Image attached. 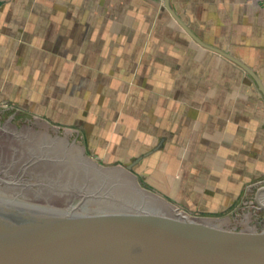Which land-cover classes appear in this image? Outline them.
I'll return each mask as SVG.
<instances>
[{
	"label": "crops",
	"instance_id": "1",
	"mask_svg": "<svg viewBox=\"0 0 264 264\" xmlns=\"http://www.w3.org/2000/svg\"><path fill=\"white\" fill-rule=\"evenodd\" d=\"M170 8L264 85V0ZM0 102L69 108L55 122L85 152L128 166L144 158L134 167L143 182L197 219L217 220L264 182L263 95L164 1L0 0Z\"/></svg>",
	"mask_w": 264,
	"mask_h": 264
},
{
	"label": "water",
	"instance_id": "2",
	"mask_svg": "<svg viewBox=\"0 0 264 264\" xmlns=\"http://www.w3.org/2000/svg\"><path fill=\"white\" fill-rule=\"evenodd\" d=\"M264 97L260 78L232 55ZM0 111V264H264V182L247 188L224 219L189 218L141 190L126 170L103 169L38 123L14 126ZM75 133V132H70ZM149 156V155H148Z\"/></svg>",
	"mask_w": 264,
	"mask_h": 264
},
{
	"label": "rangeland",
	"instance_id": "3",
	"mask_svg": "<svg viewBox=\"0 0 264 264\" xmlns=\"http://www.w3.org/2000/svg\"><path fill=\"white\" fill-rule=\"evenodd\" d=\"M157 1L163 2L162 0H157ZM258 1H260V0H258ZM52 106H50V108H48L46 110H40L39 111L36 109L34 111L33 110L31 111V110H27L25 108H22L20 105H9L5 102H0V111L3 112L7 117H10L11 115H15L14 116V126L15 127H23L25 124H31L36 118H38V123L47 124V125H49L51 127H55V128H60L61 129V137L65 136L67 133H69L68 143L69 144H75L77 147L82 148L86 143L84 138H80L78 140L77 137H75L73 133H70L73 130L71 126H69V125L63 126V125L57 124V122H55L56 121L55 119L57 117L69 118L70 114H71V110L69 108H66V107H64L63 109H58V108L56 109V108H53ZM90 106H89V108H87V105H83V109L80 111V113L82 115L84 114L83 116H88L87 114L90 112H93V110H94V109H91L93 106L92 105H90ZM48 107H49V105H48ZM40 113H41V115H40ZM84 154H85V157L87 159H89L91 162H93L94 164H96L97 166H99L103 169L117 168L119 166L122 169L126 170V168L128 167V165H124L118 159H112V158H100L99 159V158L93 157L92 155H90L88 152H85V151H84ZM126 161L127 160H124V162H126ZM137 169L138 168H136V169L134 168L131 172H128L127 170L126 171L129 174L136 177V183L138 184V186L140 187L141 190L147 191V192L155 195L156 197H158L159 195L157 194V191L151 189V187L147 183L143 182V180L141 179L142 175L135 172V171H137ZM143 176L144 177L146 176L148 178L149 172L147 171L145 174H143ZM240 205H238L236 207H232L231 210H229L225 214L218 215L217 220L230 216L240 207ZM185 215H187L189 218L194 219V217L189 215L188 213H186ZM213 220H215V219H213Z\"/></svg>",
	"mask_w": 264,
	"mask_h": 264
},
{
	"label": "built area",
	"instance_id": "4",
	"mask_svg": "<svg viewBox=\"0 0 264 264\" xmlns=\"http://www.w3.org/2000/svg\"><path fill=\"white\" fill-rule=\"evenodd\" d=\"M162 1H164V0H162Z\"/></svg>",
	"mask_w": 264,
	"mask_h": 264
}]
</instances>
